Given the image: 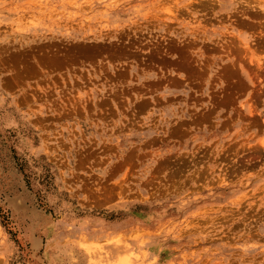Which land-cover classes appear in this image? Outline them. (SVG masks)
<instances>
[{
	"label": "rangeland",
	"instance_id": "1",
	"mask_svg": "<svg viewBox=\"0 0 264 264\" xmlns=\"http://www.w3.org/2000/svg\"><path fill=\"white\" fill-rule=\"evenodd\" d=\"M0 264H264V0H0Z\"/></svg>",
	"mask_w": 264,
	"mask_h": 264
},
{
	"label": "bare ground",
	"instance_id": "2",
	"mask_svg": "<svg viewBox=\"0 0 264 264\" xmlns=\"http://www.w3.org/2000/svg\"><path fill=\"white\" fill-rule=\"evenodd\" d=\"M141 252V251H140ZM129 254V253H128ZM131 254V253H130ZM133 255V253L131 254V255H127L126 256V258L125 257H123V258H125L126 259V261L128 262L131 258H130V256H132ZM136 255V254H135ZM122 256H124V255H122Z\"/></svg>",
	"mask_w": 264,
	"mask_h": 264
}]
</instances>
